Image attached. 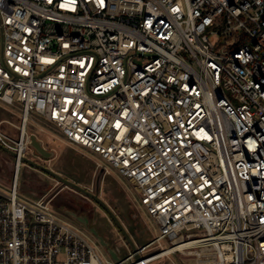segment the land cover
Masks as SVG:
<instances>
[{
    "label": "built area",
    "instance_id": "built-area-1",
    "mask_svg": "<svg viewBox=\"0 0 264 264\" xmlns=\"http://www.w3.org/2000/svg\"><path fill=\"white\" fill-rule=\"evenodd\" d=\"M0 101L22 109L0 121L17 155L0 264H124L57 194L19 199L32 116L116 167L159 224L128 264L177 241L211 250L198 264H264V0H0Z\"/></svg>",
    "mask_w": 264,
    "mask_h": 264
},
{
    "label": "rangeland",
    "instance_id": "rangeland-1",
    "mask_svg": "<svg viewBox=\"0 0 264 264\" xmlns=\"http://www.w3.org/2000/svg\"><path fill=\"white\" fill-rule=\"evenodd\" d=\"M22 109L18 104L10 105L0 101V121L9 120L15 125L21 124ZM28 124L27 131L35 132L42 144L48 150L54 151L51 159L47 160L35 152L34 149L28 152V156L42 164L49 166L64 177L79 183L80 185L93 189L95 188L98 169L96 164L99 162L108 170L101 179L100 196L116 212L135 243L140 247L155 239L160 235L161 230L157 221L141 205L139 194L135 191L134 186L119 170L109 162L102 159L99 155L86 149H82L74 144L69 143L61 134L59 129L40 116H32ZM43 131L38 130L39 126ZM38 127V128H37ZM2 130L13 138H17L18 131L11 124L3 122ZM10 148L14 144L0 137ZM15 157L0 148V187L10 190V184L13 178ZM58 185L57 181L43 171L30 167L23 163L19 172L18 197L21 200L33 202L41 195L50 191L51 186ZM81 200L79 194L69 188H64L50 203L51 209L60 217L77 224L66 212L63 203L70 199ZM74 200V201H75ZM97 217V228L101 232H108L111 235V243L122 249V257L129 254L122 235L116 226L111 223L105 213L95 207ZM164 246L169 247L166 239L163 240ZM97 245V244H95ZM104 257H108L102 247H98ZM202 250V257L195 254H188V251L174 252L170 256L166 255L149 264H198L201 261L212 260V252L206 247H192L190 251ZM153 252H156L154 250Z\"/></svg>",
    "mask_w": 264,
    "mask_h": 264
},
{
    "label": "water",
    "instance_id": "water-1",
    "mask_svg": "<svg viewBox=\"0 0 264 264\" xmlns=\"http://www.w3.org/2000/svg\"><path fill=\"white\" fill-rule=\"evenodd\" d=\"M32 149L35 150L37 154L44 157L45 159L49 160L53 157L54 151L46 149V147L42 144V141L37 137V135L32 134L31 136V143H30ZM0 148L5 150L10 155L16 157V152L9 147L3 145L0 142ZM24 163L29 165L30 167H33L35 169H38L40 171L45 172L46 174L52 176L58 183L56 186H51L50 191L47 192L46 199L50 198L54 194H59L62 189L69 188L70 190H73L85 197H87L89 200L93 201L97 206L101 207L104 212L110 217L114 225L117 227L118 231L122 235V239L129 250V254L126 257H122V249L117 245L110 244L107 239L102 237L94 227H89V225L86 222H83L78 217H76L75 213L71 211H66L72 218H76V221L84 226L86 230L96 239V241L99 243V245L103 248L106 255L114 262L120 263L123 262L124 264H128L131 261L140 262L144 259V257L147 255H142L139 252V246L135 243L134 239L130 235L129 231L126 229L116 212L112 209V207L100 196V185H101V179L102 176L105 173V167H100L98 171V175L96 178L95 188L93 190H90L79 183L72 181L60 173L56 172L54 169L50 168L49 166L42 164L38 161H35L31 159L30 157H23ZM56 195V196H57ZM42 196V195H41ZM55 196V197H56ZM75 220V219H74Z\"/></svg>",
    "mask_w": 264,
    "mask_h": 264
},
{
    "label": "flooded vegetation",
    "instance_id": "flooded-vegetation-1",
    "mask_svg": "<svg viewBox=\"0 0 264 264\" xmlns=\"http://www.w3.org/2000/svg\"><path fill=\"white\" fill-rule=\"evenodd\" d=\"M94 189V188H93ZM77 193V192H76ZM79 194V193H77ZM81 200H73L72 198L65 204L63 203V205L65 206L66 211H71L73 213H75L76 217H78L80 220H82L83 222H86L89 227H94L96 229V231L105 239H107V241L111 243V235L108 232H101L98 228H97V217H96V208L95 207H99L97 206L93 201L89 200L87 197L79 194ZM100 210H102L104 212V210L99 207ZM105 213V212H104ZM69 215V214H68ZM105 215L107 216V218L112 222V220L110 219V217L105 213ZM70 216V215H69ZM71 217V216H70ZM72 218V217H71ZM75 222L76 218H72ZM114 224V223H113ZM117 228V227H116ZM118 230V229H117ZM120 233V232H119ZM121 234V233H120ZM114 245V244H112Z\"/></svg>",
    "mask_w": 264,
    "mask_h": 264
},
{
    "label": "bare ground",
    "instance_id": "bare-ground-1",
    "mask_svg": "<svg viewBox=\"0 0 264 264\" xmlns=\"http://www.w3.org/2000/svg\"><path fill=\"white\" fill-rule=\"evenodd\" d=\"M195 243H196L195 241H187V242L177 241L172 247L168 248L167 253L172 252V251H181L182 252L185 249V247H187L189 245H193ZM164 254H166V253H164ZM159 256H162V254Z\"/></svg>",
    "mask_w": 264,
    "mask_h": 264
},
{
    "label": "crops",
    "instance_id": "crops-1",
    "mask_svg": "<svg viewBox=\"0 0 264 264\" xmlns=\"http://www.w3.org/2000/svg\"><path fill=\"white\" fill-rule=\"evenodd\" d=\"M38 128V127H37ZM40 128H43L41 125L39 126V128H38V130H40ZM41 131V130H40ZM35 133V132H34ZM35 134H37V133H35ZM170 254H172V253H170ZM170 254L168 255V256H170ZM108 258V257H107ZM183 261V263L184 264H188V262L187 261H184V260H182Z\"/></svg>",
    "mask_w": 264,
    "mask_h": 264
}]
</instances>
